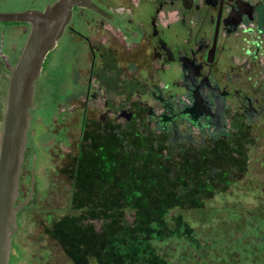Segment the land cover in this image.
I'll return each mask as SVG.
<instances>
[{
    "label": "flooded vegetation",
    "instance_id": "af4514ba",
    "mask_svg": "<svg viewBox=\"0 0 264 264\" xmlns=\"http://www.w3.org/2000/svg\"><path fill=\"white\" fill-rule=\"evenodd\" d=\"M56 1L0 0V16ZM90 1L96 8H73L35 83L15 205L30 200L17 213L9 264L50 155L112 158L115 147L127 154L141 139L162 155L212 164V175L251 176L264 193V0ZM31 32L28 22L0 20V155L14 69Z\"/></svg>",
    "mask_w": 264,
    "mask_h": 264
},
{
    "label": "rangeland",
    "instance_id": "374dc122",
    "mask_svg": "<svg viewBox=\"0 0 264 264\" xmlns=\"http://www.w3.org/2000/svg\"><path fill=\"white\" fill-rule=\"evenodd\" d=\"M59 53L47 94L60 87ZM136 141L112 158L48 156L14 264H264V193L251 176L212 175Z\"/></svg>",
    "mask_w": 264,
    "mask_h": 264
},
{
    "label": "water",
    "instance_id": "95a60500",
    "mask_svg": "<svg viewBox=\"0 0 264 264\" xmlns=\"http://www.w3.org/2000/svg\"><path fill=\"white\" fill-rule=\"evenodd\" d=\"M75 6L96 8L90 0H57L45 10L1 15L0 20L28 22L32 32L14 69L0 155V264H9L12 238L18 229L17 213L30 200L15 205L19 197L22 165L31 127L35 83L45 58L57 45Z\"/></svg>",
    "mask_w": 264,
    "mask_h": 264
}]
</instances>
